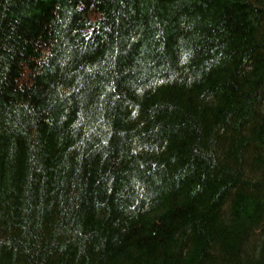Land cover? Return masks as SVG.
Listing matches in <instances>:
<instances>
[{"label": "trees", "instance_id": "16d2710c", "mask_svg": "<svg viewBox=\"0 0 264 264\" xmlns=\"http://www.w3.org/2000/svg\"><path fill=\"white\" fill-rule=\"evenodd\" d=\"M67 1L0 0V264H264V0Z\"/></svg>", "mask_w": 264, "mask_h": 264}, {"label": "bare ground", "instance_id": "6f19581e", "mask_svg": "<svg viewBox=\"0 0 264 264\" xmlns=\"http://www.w3.org/2000/svg\"><path fill=\"white\" fill-rule=\"evenodd\" d=\"M69 1V0H68ZM67 1V2H68ZM63 3V2H62ZM84 5V4H83ZM82 5V6H83ZM58 6V5H57ZM82 8V7H81ZM96 8V7H95ZM87 9V8H86ZM97 10V9H96ZM51 11H53V10H51ZM81 11V10H80ZM99 11V10H98ZM93 12H95V11H93ZM86 13V12H85ZM96 13V12H95ZM80 14V13H79ZM97 14V13H96ZM95 14V15H96ZM88 15V14H87ZM99 15V14H98ZM167 15V14H166ZM88 19H89V17H87ZM100 21V20H99ZM171 27V26H170ZM171 32V31H170ZM153 33V32H152ZM154 34V33H153ZM148 35V34H147ZM179 36H180V34H179ZM190 36V35H189ZM170 39V38H169ZM163 41V40H162ZM163 43H164V41H163ZM150 48V47H149ZM133 49V48H132ZM146 49V48H145ZM153 50V49H152ZM159 51V50H158ZM149 52V51H148ZM163 52V51H162ZM160 53V52H159ZM143 54V53H142ZM162 57V56H161ZM143 58V57H142ZM142 60V59H141ZM169 60V59H168ZM145 61V60H144ZM149 61V60H148ZM143 62V61H142ZM146 62V61H145ZM161 65V64H160ZM177 67V66H176ZM25 68V67H24ZM163 68V67H162ZM161 68V69H162ZM168 68V67H167ZM192 68V67H191ZM173 70V69H172ZM154 73V72H153ZM158 80V79H157ZM133 83V82H132ZM121 84V83H120ZM158 84V83H157ZM137 85H139V84H137ZM144 86V85H143ZM135 87V86H134ZM136 89V88H135ZM132 93V92H131ZM152 93V92H151ZM130 95V94H129ZM141 96V95H140ZM136 97V96H135ZM209 99V98H208ZM136 100V99H135ZM138 100V99H137ZM129 101V100H128ZM138 102V101H137ZM264 102V101H263ZM128 104H129V102H128ZM184 104V103H183ZM127 105V104H126ZM159 112V111H158ZM264 112V111H263ZM154 117V116H153ZM155 118V117H154ZM104 119H106V118H104ZM110 120V119H109ZM152 120V119H151ZM179 121V120H178ZM150 122V121H149ZM103 123V122H102ZM181 123V122H180ZM105 126V125H104ZM153 126V125H152ZM110 128V127H109ZM132 128V127H131ZM159 128V127H158ZM106 130V129H105ZM121 130V129H120ZM130 130V129H129ZM119 131V130H118ZM134 132V131H133ZM173 133V132H172ZM139 134V133H138ZM146 134V133H145ZM178 135H179V133H178ZM123 136V135H122ZM141 136V135H140ZM160 138V137H159ZM105 139H107L106 137H105ZM139 139H141V138H139ZM138 142V141H137ZM137 142H136V144H137ZM195 142V141H194ZM138 143H140V142H138ZM150 144V143H149ZM139 147V146H138ZM84 148V147H83ZM150 148V147H149ZM85 149V148H84ZM129 149V148H128ZM127 149V150H128ZM142 153V152H141ZM134 154V153H133ZM158 154V153H157ZM148 157V156H147ZM139 158V157H138ZM137 159V158H136ZM136 159H134V160H136ZM149 159V158H148ZM129 160V159H128ZM162 161V160H161ZM158 162V161H157ZM185 167V166H184ZM124 179V178H123ZM122 187V186H121ZM123 188V187H122ZM127 190V189H126ZM125 192V191H124ZM228 206V205H227ZM115 220V219H114ZM112 224V223H111ZM135 227V226H134ZM112 230V229H111Z\"/></svg>", "mask_w": 264, "mask_h": 264}]
</instances>
